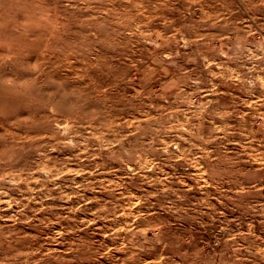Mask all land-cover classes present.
I'll list each match as a JSON object with an SVG mask.
<instances>
[{
	"label": "clouds",
	"instance_id": "1",
	"mask_svg": "<svg viewBox=\"0 0 264 264\" xmlns=\"http://www.w3.org/2000/svg\"><path fill=\"white\" fill-rule=\"evenodd\" d=\"M206 3L0 0V264L74 197L72 264H264V0Z\"/></svg>",
	"mask_w": 264,
	"mask_h": 264
},
{
	"label": "rangeland",
	"instance_id": "2",
	"mask_svg": "<svg viewBox=\"0 0 264 264\" xmlns=\"http://www.w3.org/2000/svg\"><path fill=\"white\" fill-rule=\"evenodd\" d=\"M205 11L209 12L210 14L213 12L214 9L218 8V5L214 4V0H207V3L205 4ZM163 26V23L161 22V24L157 25V30L159 31ZM37 175H42L40 173H37ZM79 179V177L77 178ZM57 183H59V181H57ZM9 195H16L17 198L18 194L16 193H9ZM86 195L88 196L89 199H93V196L91 193H86ZM75 201V197L73 198L72 201H50V202H46V203H52L56 206L55 209V216L49 215V219L55 220L57 217H63V216H70L72 217V219H68V220H60L59 223H54L52 225H50V229L51 231H47L45 236L40 239L41 243H44V241L49 237L52 236L58 232H62L64 231V229H69L68 233L66 236H61V241L62 243L55 245L56 248L65 251V256L67 259L68 264H72V253L67 252L65 250V245L63 243V241L66 240H70V239H74V233L71 231V229L73 227H75L76 225L80 224V226L82 227L81 222L84 220H92V216L91 213H70L67 211V209L69 208H73L77 206V203L74 202ZM15 207V206H14ZM30 207H32V205H30ZM88 207L91 208V205H89ZM5 215H11L12 214V210L9 209L7 210L6 213H4ZM38 215L43 218V216L45 214L43 213H38ZM102 226H103V222H98V226L95 227L94 231L92 233H90V235H92L96 241L98 242H102V243H109L107 234L102 230Z\"/></svg>",
	"mask_w": 264,
	"mask_h": 264
}]
</instances>
